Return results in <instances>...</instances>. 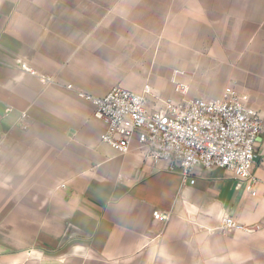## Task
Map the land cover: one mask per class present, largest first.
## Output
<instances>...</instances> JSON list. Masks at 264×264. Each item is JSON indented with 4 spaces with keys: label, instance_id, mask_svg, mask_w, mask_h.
<instances>
[{
    "label": "crops",
    "instance_id": "0c3cea01",
    "mask_svg": "<svg viewBox=\"0 0 264 264\" xmlns=\"http://www.w3.org/2000/svg\"><path fill=\"white\" fill-rule=\"evenodd\" d=\"M176 83L264 120V0H0V264H264V134L256 195L224 168L183 181L105 143L79 94L149 85L153 107Z\"/></svg>",
    "mask_w": 264,
    "mask_h": 264
},
{
    "label": "built area",
    "instance_id": "2783aa9c",
    "mask_svg": "<svg viewBox=\"0 0 264 264\" xmlns=\"http://www.w3.org/2000/svg\"><path fill=\"white\" fill-rule=\"evenodd\" d=\"M23 67L28 69L25 64ZM174 91L181 98L167 97L153 107L148 105L149 85L142 92L118 86L104 96L79 94L93 102L94 116L106 125L103 141L119 153L129 152L137 141L151 159L165 160L171 170L180 171L183 181L196 167L224 168L256 195L254 167L258 141L264 134L259 111L248 105L233 85L213 101L185 97L189 87L181 83H176ZM170 215L154 212L160 221L169 220ZM238 226L232 217H226L222 230Z\"/></svg>",
    "mask_w": 264,
    "mask_h": 264
}]
</instances>
